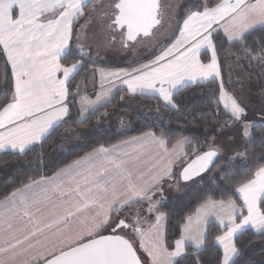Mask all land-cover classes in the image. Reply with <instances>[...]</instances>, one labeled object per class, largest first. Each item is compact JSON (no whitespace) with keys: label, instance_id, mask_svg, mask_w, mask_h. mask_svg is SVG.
<instances>
[{"label":"snow or ice","instance_id":"snow-or-ice-1","mask_svg":"<svg viewBox=\"0 0 264 264\" xmlns=\"http://www.w3.org/2000/svg\"><path fill=\"white\" fill-rule=\"evenodd\" d=\"M90 3L92 0H0V52L13 75L11 97L0 104V150L23 153L50 135L68 116L67 85L89 56L79 32L76 51H72L74 24L81 17L90 20L99 7L95 5L86 13ZM110 7L111 14L105 15L111 22L106 28L121 30L124 47L128 42H137L138 37H149L161 24L158 0H112ZM199 7L203 10L189 9L180 29L182 39L155 60L110 75L121 80L129 93H156L171 106L174 89L219 77L214 25L223 28L229 41L242 39L249 29L264 26V0H221L211 7ZM201 48L211 50L207 63L200 59ZM68 55L79 59L66 66L62 61ZM259 58L264 59V52ZM100 99L98 96L97 102ZM219 103L230 113L222 127L239 125L238 130L248 142L250 128H264V120L259 124L246 122L245 107L225 92L222 84ZM143 138H151L161 146L166 143L152 132L139 139ZM114 151L101 146L53 177L30 181L5 197L0 203V264H148L138 255L134 240L121 234L124 229L141 237L139 247L151 258V264H179L177 258L185 254L186 243L197 250L203 248L207 235L199 227L200 220L217 203L224 207V201H206L195 218H188L181 238L170 249L162 233L161 222L166 214L158 211L159 202L153 201L151 193L162 174L159 169L167 172L165 165L171 161L145 174L134 171L126 160L113 158ZM216 156L214 148L193 158L182 156V160H188L183 178L189 180L206 171ZM248 177L235 189L242 203L237 205L229 199L228 211L216 217L222 229L213 242V247L219 249L216 264H241L236 240L245 230L264 234V166L249 172ZM144 202L146 208L137 209L129 217L120 215ZM144 212L149 216L156 213L155 224L149 229L154 233L153 242L147 246L140 227ZM193 219L197 222L195 228Z\"/></svg>","mask_w":264,"mask_h":264},{"label":"trees","instance_id":"trees-1","mask_svg":"<svg viewBox=\"0 0 264 264\" xmlns=\"http://www.w3.org/2000/svg\"><path fill=\"white\" fill-rule=\"evenodd\" d=\"M220 2L221 0H187L185 13L187 15L189 9L202 11L203 9L199 7L202 4L211 7ZM213 42L220 59H223L227 54L232 58H250V73L256 82L260 81L259 70L263 68L264 71V59L259 58L260 54L264 52V27L253 29L245 34L242 39L234 42H229L221 34L216 33ZM246 51H250L251 55H246ZM77 59H79L78 56L68 55L62 63L67 66ZM92 64L94 65V63L83 59L81 69L75 74L74 79L69 82L70 93L74 91L79 80ZM10 77L11 75L8 73L5 87L0 91V104L11 97L12 84ZM224 81L227 88L230 87L227 79ZM206 86L216 87L217 80L198 83L196 86H188L178 91L173 98L174 106L166 105L157 96H141L145 106L160 108L165 111L170 122L169 125H158L148 116L138 111L134 105L122 103L121 91L110 101L89 113L83 120H79L77 107L74 105L69 119L61 123L40 143L30 146L23 153L8 150L0 152V173L7 172L4 178L0 180V200L30 181L55 173L94 148L109 147L147 131H153L167 138L169 146L173 145L178 139L187 137L190 142L186 146V152L190 158L204 152L202 148L206 140L218 136L221 132L229 131L234 125L222 127L225 121H229L230 113L224 109L222 103L218 104L220 93L217 88L211 94L197 96L193 99L185 97V93L183 94L187 88ZM261 107L264 109V105ZM116 110L124 113L122 120L131 128L122 131L113 125L107 127L98 124V119H102ZM67 123L74 124L76 127H84L88 129V132L82 143L74 144L61 151L55 156L53 162L47 166L45 159L51 154L52 147L59 140L57 138L61 135V127ZM250 130L252 134L251 142H247L243 156L239 158H221L218 155L207 172L192 180L194 184L188 191L180 196L169 197L159 205L160 212L166 214L165 241L170 249L173 248L175 241L181 236V229L186 219L198 207L209 199L228 200L233 198L239 202L240 198L235 189L239 187L244 179L249 178V172H255L256 169L264 166V128L252 127ZM227 136L230 135L227 134ZM221 230L219 224L211 221L206 230L207 241L205 246L197 250L191 245H187L185 255L177 260L179 264H197V261H199V264H216L219 249L218 246L213 247V242L214 237L220 234ZM236 243L241 250V255L237 258L241 264H264V234H258L253 229H247L238 235Z\"/></svg>","mask_w":264,"mask_h":264},{"label":"rangeland","instance_id":"rangeland-1","mask_svg":"<svg viewBox=\"0 0 264 264\" xmlns=\"http://www.w3.org/2000/svg\"><path fill=\"white\" fill-rule=\"evenodd\" d=\"M112 0H107L106 5L109 10L111 9L110 5ZM182 0H160V11H161V24L153 29L152 34L149 37H138L137 42H128V47H124L123 41H108L112 40L108 33L102 32L99 28H97V37L94 39L89 38L87 42H82L84 45V51L89 54L85 58L94 59V63H123L130 64L134 62H138L134 64V67L140 66L143 64L144 57L148 56L154 49L159 47V45L164 44L163 40L168 36V34L172 31L175 22L177 21V15L182 6ZM172 6V7H171ZM177 7V10L171 12L170 8ZM105 12V8H103L102 13ZM101 14V13H100ZM111 12H109V15ZM102 22V21H101ZM229 58V63L227 64L228 69H226V78L229 83L227 88L226 82L224 80H219L217 86H209V87H201L197 90H192L191 92L186 93V97L193 99L195 97H201L206 94H211L214 92V89L217 88L220 96H221V84L223 85V90L230 95L235 96L238 101L245 107L247 121L249 123H258L261 120H264V109L261 107L264 105V71L263 68L259 70V78L260 81L256 82L254 80L253 75L250 73V58L241 57L232 58L229 54L226 55ZM226 58V62H227ZM144 61V62H143ZM143 62V63H142ZM263 65V64H262ZM94 69V68H93ZM99 71L100 68H96ZM3 65L0 62V91L5 87L4 84V73H3ZM94 72H92L93 74ZM92 76V75H90ZM94 76V75H93ZM95 85H102L101 81L95 82ZM83 103V101H82ZM132 105L134 107L148 116L152 121L156 122L158 125H169V119L164 110L160 108H150L145 106L143 102H133ZM174 105V102H172ZM223 105V104H222ZM113 111L111 114L107 115L102 119H98L99 123L102 126L110 127V125L115 126L118 129L127 130L130 125L125 124L122 120L124 116L123 112ZM239 125L234 124L233 127L230 128L227 132H221L218 136L211 137L206 140L203 145L202 150L208 151L210 148H214L217 150L219 156L221 158H239L244 155L246 144L248 142V138L243 137L241 131L238 130ZM61 135L57 138V142L52 147L50 151V155L46 157L45 163L48 166L53 162V159L56 155H58L61 151L66 150L70 146L82 143L88 129L84 127H76L74 124L67 123L61 127ZM251 129V128H250ZM251 131V130H250ZM229 134L230 136H227ZM187 158H190L188 154H186ZM188 162L187 159L181 161L173 174L169 176L164 182H162L159 186H157L153 192L151 193L153 201H158L159 205L164 202L167 198H172L176 196H180L181 194L188 191L191 186L194 184V181L183 182L180 177V172L184 164ZM7 173V172H6ZM0 173V180L4 178L5 174ZM233 200L232 198H230ZM229 200V199H228ZM222 201V200H219ZM237 203V202H236ZM158 205V211L159 210ZM237 205H239L237 203ZM147 203L144 202L142 204H136L132 206V208L124 211L120 215L122 217H129L130 213H135L137 209L146 208ZM201 208V206H200ZM228 211L227 206L224 208H220L216 206V208H210L209 214L206 217H202L199 223V227L203 228L206 232L208 224L216 220L217 216H221L224 214V211ZM197 213V212H196ZM193 214L190 217L195 218L197 214ZM155 215L156 213H152L149 216L148 213H142L141 219L143 222L140 227L144 230L145 235L149 232V229L152 224H155ZM189 217V216H188ZM163 225V221L161 222ZM188 223V222H187ZM186 223V224H187ZM217 224V222H215ZM185 224V225H186ZM197 226V222L195 219L192 221V227L195 228ZM111 230L105 234H109ZM150 235L147 239V243L145 245H150L153 242L154 233L149 232ZM163 233V228H162ZM126 238L130 240H134L137 248L139 249L138 253L141 255L142 259L147 261L148 264H151V258L148 257L147 253L144 252L142 248H140L141 237L130 229H124L121 232ZM183 234V233H182ZM144 235V237H145ZM181 237V236H180ZM164 238V237H163ZM180 239V238H178ZM187 245H191L190 243H186ZM175 246V243H174ZM173 246V248H174ZM202 249V248H201ZM200 250V249H199ZM186 253V252H185ZM185 254H183L179 258H183Z\"/></svg>","mask_w":264,"mask_h":264},{"label":"crops","instance_id":"crops-1","mask_svg":"<svg viewBox=\"0 0 264 264\" xmlns=\"http://www.w3.org/2000/svg\"><path fill=\"white\" fill-rule=\"evenodd\" d=\"M106 2H107V0H92V3L88 4V7L85 9V12L87 13L95 5H99V7H97L95 12L92 13L90 20L88 22H86L84 17H81L79 20H77L75 22V24H74L75 31H74L72 42H71L73 52H75L76 48H77V45L75 43L76 32H79L81 42H87V40L89 38H91V39L96 38L97 37L96 36L97 35V28H99L102 32L108 33L110 35L108 37L109 38L111 37V39L114 36L116 41L117 40L118 41L124 40V37L120 35V31H121L120 29H116L115 31H111V30H108L106 28V25L111 22L108 20V16L105 15L106 13L109 14V12H111V9L109 10L108 6L106 5ZM186 2H187V0H182V3H181L182 6H181L180 11L177 15V21L175 22V25H174L172 31L163 40V43H166V42H168V43L165 45H163V44L159 45V47L154 49L153 52H151L148 56L144 57L143 59L145 62L143 61L144 63L142 62L143 64H141L140 66L145 65V64H149L150 62L155 60V58L157 56H159L164 49L171 47L173 44L176 43V41L178 39H182V37L180 35V29L183 27V21L187 18V15L185 13ZM233 2H234V0H233ZM250 2L254 3L255 0H250ZM103 8H105V12L102 13ZM170 10H171V12H173L174 10H177V7L170 8ZM81 25H84L83 29H81ZM259 27H264V26L257 25L254 29L259 28ZM214 28L216 29V31L213 33V37H214V34L219 33L227 41H229L227 38V35L223 31L222 27H220L219 25H214ZM252 30L253 29H249L245 34H247L248 32H250ZM115 40H113V39L109 40L108 39V41H115ZM238 40H240V39H233L232 41H229V42H234V41H238ZM199 55H200V59L202 60V62L207 63L210 59V56H211V50H209L207 48H201ZM226 58L227 57L225 56L223 59H220L218 56V68H219L220 75H219V77L214 79V80H217V83L219 82V80L227 79L226 78V76H227L226 69H228V67H227V64H225V63H229L228 62L229 58H227V62H226ZM84 59L94 63V59H91V58H89V59L84 58ZM0 62L2 63L3 69H4L3 70L4 84L6 83V79H7L6 76L8 75V73H10V75H11L10 79H11L12 91H13V75L11 72V66H10V64H8L6 62V57L3 55L2 52H0ZM136 63H138V62H134V63H130V64L94 63V65L92 64L90 66V68H88L85 71L84 75L79 80L78 84L76 85V87L72 93H70V91H69V83H68V85H67L68 96L66 99V104L68 105V108H69V114H68V116H66L64 118V122L69 119L70 115H72V107L74 105L77 107L79 120H83L84 118H86V116L89 113L93 112L94 110H96L97 108L102 106L103 104L110 101L119 91H121L122 103L129 104V105L132 104L133 102H143V99L141 98L142 95H152V96L159 97L158 94H156V93L131 94L127 91L126 85H123L121 83V80H118L115 77H113L112 75H110L111 73H115V72L132 71L133 69L140 67V66L134 67V64H136ZM81 67L78 69V71L81 69ZM96 68H100L99 71H97ZM92 72H94V73L92 74ZM90 75H92V76H90ZM97 81H101L102 85H99V86L95 85V82H97ZM204 82H209V81L192 82V83H189L187 86H182V87H178L177 89H174L173 90V96H172V102H173L174 95L178 91L182 90L185 87L193 86V85L196 86V84L204 83ZM190 89L191 88H187L186 90H184L183 94L185 93V97H186V93L192 91V89L197 90L198 88H192L191 90ZM104 93H106V95H102ZM98 96L101 97V99L97 102ZM160 99H162V98H160ZM82 101H83V103H82ZM88 101H92V102H96V103H88ZM148 132L154 133L157 138L163 137L162 135L156 134L153 131H147L144 133H148ZM144 133L137 135V136H134V137H131V138H128L126 140H123V141H121L115 145H112L109 147H104V146L103 147L106 149H115V151L113 153V158H116V157L122 158V159L126 160L128 166L130 168H132L134 171H143L145 174H147L150 170L155 171L156 169L159 168V166L163 162L171 161L170 164L165 165L168 169L167 172H164L163 168L159 169L160 173H162V174L160 176V179L157 181V183L154 187V189H155L162 182H164L166 179H168L169 176L171 174H173L177 165L181 161L184 160V159L182 160L181 157L186 156V154H187L186 146L188 145V143H184V141H189V139L187 137H182V138L178 139L173 145L169 146L167 144V138L163 137L164 140L166 141V143L163 146H161V145L155 143L151 138L139 139V138L143 137ZM41 141H38L35 144L40 143ZM100 147L92 149L91 151L84 154L83 156L76 159L75 161L85 157L87 154L92 153L93 150L99 149ZM165 149L167 151H165ZM3 151H7V150H0V152H3ZM8 151H13V150H8ZM14 152H17V151H14ZM73 162H71L70 164H72ZM66 166H64L63 168H65ZM63 168H61V169H63ZM58 171H56L55 173H53L51 175L42 176V177L51 178ZM42 177L35 179V180L38 181ZM21 188H23V186ZM21 188H19V189H21ZM4 199H1L0 203H2L4 201ZM233 200L235 202H237L238 204L242 203L241 200H239V202L236 199H233ZM212 201L219 202V200H212ZM222 201H224L225 206H226L228 200H222ZM204 204H202V205H204ZM133 206H135V205H133ZM216 206H219L220 208H222L219 205V203H217ZM216 206L213 208H216ZM199 208L200 207H198V209ZM196 212H197V210L193 214H195ZM226 212L227 211L225 210L224 214ZM188 218L186 219V222L182 226V229L185 226V224L188 222ZM213 221L217 222L216 220H213ZM182 229H181V235H182ZM149 232H147L145 237H143L144 244L147 243V239L150 235ZM163 237L165 240V220H163ZM179 238H181V237H179ZM178 259H180V258L178 257L177 260Z\"/></svg>","mask_w":264,"mask_h":264},{"label":"water","instance_id":"water-1","mask_svg":"<svg viewBox=\"0 0 264 264\" xmlns=\"http://www.w3.org/2000/svg\"><path fill=\"white\" fill-rule=\"evenodd\" d=\"M158 3H160V0H158ZM204 152H205V151H204ZM202 153H203V152H202ZM218 155H219V154H218V152H217V156L214 157L213 162L210 164L209 168H208L206 171L200 173L199 175H196V176L192 177V178L189 179V180H185V179L183 178V176H182V171H183V168L186 166V164H187V163H186V164L184 165V167L181 169V172H180L181 180H182L183 182H189V181H192V180H194V179L200 177L201 175H203L205 172H207V171L211 168L212 164H213L214 161L217 159ZM138 255H140V254L138 253Z\"/></svg>","mask_w":264,"mask_h":264}]
</instances>
